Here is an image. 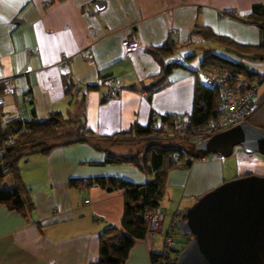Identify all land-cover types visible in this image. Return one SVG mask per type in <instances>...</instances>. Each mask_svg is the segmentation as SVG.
<instances>
[{"label":"crops","instance_id":"obj_1","mask_svg":"<svg viewBox=\"0 0 264 264\" xmlns=\"http://www.w3.org/2000/svg\"><path fill=\"white\" fill-rule=\"evenodd\" d=\"M97 2L104 4L102 10ZM257 5L264 8V0H0L2 122L44 120L61 112L65 118L81 119L95 136H113L127 134L134 125L147 127L166 116L191 114L207 52L264 76V61L239 57L196 32L197 26L207 27L239 44L257 46L264 40V30L245 22ZM231 10L238 17L227 13ZM130 30L140 41L135 53L122 47ZM168 40H174L178 50L166 63L185 67L165 75L149 49ZM87 47L95 55L91 64L80 55ZM62 54L71 57L68 77L58 69ZM105 77L117 80L118 97L108 98L107 88L97 86V79ZM66 80L75 86L71 94ZM126 151L133 153V148L118 152ZM260 155L236 147L229 158L210 156L171 170L161 202L168 213L163 231L170 214H181L226 181L252 174L255 164L263 161ZM106 158L107 153L85 141L21 163L34 209L15 211L0 204V264L95 263L103 230L121 226L123 191L74 186L71 181L153 179L133 164H108ZM162 237L155 235L151 244L138 240L125 264H153L152 253L161 250Z\"/></svg>","mask_w":264,"mask_h":264},{"label":"trees","instance_id":"obj_2","mask_svg":"<svg viewBox=\"0 0 264 264\" xmlns=\"http://www.w3.org/2000/svg\"><path fill=\"white\" fill-rule=\"evenodd\" d=\"M228 11L227 13H231ZM232 16H235L231 13ZM246 23L256 25L264 30V8L255 6ZM196 32L204 39L214 42L227 51L239 57H251L264 61V40L257 46L242 45L231 38L219 36L210 28L197 26ZM178 50L174 40H168L158 48H150L149 53L161 65L165 75L173 69L184 68L180 62L167 64ZM193 56L188 57L190 61ZM203 70L220 68L230 73V82L239 85L241 82H252L258 79L260 86L264 84V76L252 72L240 62H232L207 52L201 64ZM68 77V76H66ZM68 94L75 87L66 80ZM259 108L247 119V122L262 129L263 119L257 115L264 113V94L259 91ZM219 90L208 88L198 81L195 85L191 127L200 128L218 117L221 103ZM170 129L175 131L169 135L167 131L153 130L152 124L147 127L134 125L125 135L95 136L80 120L65 118L61 112H52L44 120L11 119L5 124L0 117V204L7 205L11 210L31 211L34 203L29 189L25 186L21 175L20 165L34 155L48 154L56 147L70 146L80 142H91L97 151L107 153L105 160L108 164H133L153 179L147 183H134L116 177H96L90 180H72L71 185L85 187L98 186L108 192L122 190L124 195V215L121 226H108L101 234L99 258L93 264H125L133 246L138 240L145 239L148 223L145 215L153 213L160 206L166 193V177L177 168H188L192 160L185 161L188 153L185 139L180 137L175 129V122L169 116L162 119ZM142 146V148L140 147ZM133 148V153H119L121 150ZM119 151V152H118ZM118 152V153H117ZM7 174L14 185L13 189L4 188ZM251 175L247 173L244 176ZM178 250L168 264H176L181 248L186 246L190 238L180 234ZM157 253H152V261L158 260Z\"/></svg>","mask_w":264,"mask_h":264},{"label":"water","instance_id":"obj_3","mask_svg":"<svg viewBox=\"0 0 264 264\" xmlns=\"http://www.w3.org/2000/svg\"><path fill=\"white\" fill-rule=\"evenodd\" d=\"M103 7L97 2L98 10ZM236 147L264 156V131L244 122L189 148L188 155L229 158ZM179 231L190 241L176 264H264V177L241 176L205 193L181 213Z\"/></svg>","mask_w":264,"mask_h":264},{"label":"built area","instance_id":"obj_4","mask_svg":"<svg viewBox=\"0 0 264 264\" xmlns=\"http://www.w3.org/2000/svg\"><path fill=\"white\" fill-rule=\"evenodd\" d=\"M237 16L236 11H232ZM122 47L126 53H135L140 48V41L137 34L130 30L127 32L122 40ZM30 54H34L31 51ZM80 55L88 62L93 63L95 55L92 47H87L81 50ZM71 57L67 54H62L61 61L58 64V69L63 76H69L71 74L70 67ZM199 83L208 87L219 90L221 95V103L218 109V117L210 121L207 125L200 128L191 127V114L182 115H170L175 122V129L180 137L185 139V142L189 148L202 144L209 140L214 135L234 128L244 122L252 116V114L259 108V91L260 84L258 79L252 82H241L239 85L232 84L230 81V73L227 70L220 68H211L207 70H201L199 76ZM10 80L6 82V85H10ZM97 86L106 87L108 90L107 97L115 98L119 95V85L114 78H98L96 81ZM154 121L157 119V115L153 116ZM153 130H165L168 133L170 128L164 122H156L152 124ZM192 160L188 153L185 155V161ZM202 161L205 160L201 159ZM55 212V211H54ZM168 213L160 206L153 213L145 215V220L148 223L147 233L144 240L149 244L155 235L162 234V247L157 253L158 260L153 264H168L174 256V251L179 247V224L181 220V214L174 212L170 214L171 218L163 231V226Z\"/></svg>","mask_w":264,"mask_h":264},{"label":"rangeland","instance_id":"obj_5","mask_svg":"<svg viewBox=\"0 0 264 264\" xmlns=\"http://www.w3.org/2000/svg\"><path fill=\"white\" fill-rule=\"evenodd\" d=\"M264 93V85H262L261 87H260V94H263ZM257 118L258 119H263V121H264V113H260V114H258L257 115ZM262 130L264 131V126L262 127ZM170 132L168 133L169 135H171V134H174L175 133V131L173 130V129H170L169 130ZM141 148H142V146H140ZM212 156V155H211ZM259 156V155H258ZM261 157H262V163H256L255 164V166L251 169V172H252V174H254V175H257V176H261V177H264V156L263 155H260ZM210 157V156H209ZM4 188H6V189H9V190H11V189H13V187H14V185H13V183H12V181H11V179H10V175L9 174H7V177L5 178V183H4V186H3ZM168 223V222H167ZM167 223H166V225H167ZM159 240H160V238H159ZM158 238H156V240H155V246H157V244H158ZM161 247H162V242H161ZM184 248H186V246H183L182 248H181V251L184 249Z\"/></svg>","mask_w":264,"mask_h":264}]
</instances>
